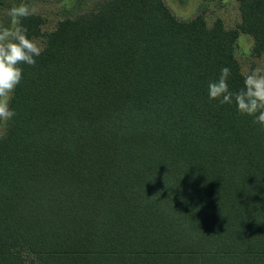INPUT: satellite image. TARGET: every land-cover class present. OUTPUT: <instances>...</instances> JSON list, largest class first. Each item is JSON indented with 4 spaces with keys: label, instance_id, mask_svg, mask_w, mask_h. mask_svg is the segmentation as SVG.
I'll return each instance as SVG.
<instances>
[{
    "label": "trees",
    "instance_id": "obj_1",
    "mask_svg": "<svg viewBox=\"0 0 264 264\" xmlns=\"http://www.w3.org/2000/svg\"><path fill=\"white\" fill-rule=\"evenodd\" d=\"M236 2L231 28L164 0L22 19L42 53L0 121V264H264V131L208 97L223 67L243 87L240 34L264 53V0Z\"/></svg>",
    "mask_w": 264,
    "mask_h": 264
},
{
    "label": "clouds",
    "instance_id": "obj_2",
    "mask_svg": "<svg viewBox=\"0 0 264 264\" xmlns=\"http://www.w3.org/2000/svg\"><path fill=\"white\" fill-rule=\"evenodd\" d=\"M33 12V7L26 2L14 3L7 12L9 26L0 24V121L5 123L16 115L9 104L23 78L20 65L34 67L36 58L42 53V48L28 38L27 29L21 23ZM230 74V68L223 67L218 80L208 84L209 99L219 101L220 105L235 103L239 114L253 117V123L264 131V73L259 70L250 72L243 87L235 93L228 88Z\"/></svg>",
    "mask_w": 264,
    "mask_h": 264
},
{
    "label": "rangeland",
    "instance_id": "obj_3",
    "mask_svg": "<svg viewBox=\"0 0 264 264\" xmlns=\"http://www.w3.org/2000/svg\"><path fill=\"white\" fill-rule=\"evenodd\" d=\"M101 0H0V24L10 23L7 15L12 5L26 2L34 12L44 16L45 29L50 30L59 18L75 16L92 9ZM175 17L188 19L198 13H203L207 22L211 24L216 18H221L226 28H231L240 20L236 0H164ZM36 43L42 47L40 40ZM252 38L247 34H240L237 39L235 56L240 63L245 77L254 70L264 73V53L260 57L251 54ZM2 128H0L1 132Z\"/></svg>",
    "mask_w": 264,
    "mask_h": 264
}]
</instances>
